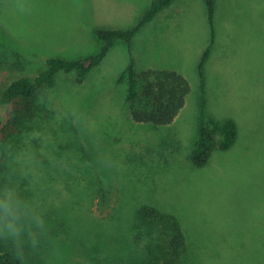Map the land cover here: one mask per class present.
<instances>
[{"label":"rangeland","instance_id":"rangeland-1","mask_svg":"<svg viewBox=\"0 0 264 264\" xmlns=\"http://www.w3.org/2000/svg\"><path fill=\"white\" fill-rule=\"evenodd\" d=\"M150 2L1 0L0 34L10 48L0 58V85L35 76L48 57L96 54L94 29L129 28ZM214 24L205 111L232 118L238 136L203 167L191 164L190 151L200 114L197 64L209 43L204 0H172L130 49L115 41L82 83L76 72H59L44 90L49 113L30 149L35 161L29 151L22 172L15 170L18 177L30 172L29 181L5 192L18 188L23 205L30 191L34 207L49 211V219L37 214L22 225L32 228L33 256L44 264H91L95 254L85 253L91 243H127L136 209L148 204L178 216L203 264H264V0H216ZM130 54L137 73L173 70L187 79L190 92L172 124L132 120L126 80L116 82ZM8 116L0 107V120ZM97 183L107 193L104 204L99 195L89 198L88 186Z\"/></svg>","mask_w":264,"mask_h":264},{"label":"trees","instance_id":"trees-1","mask_svg":"<svg viewBox=\"0 0 264 264\" xmlns=\"http://www.w3.org/2000/svg\"><path fill=\"white\" fill-rule=\"evenodd\" d=\"M171 2L172 0H151L136 23L129 28L94 29L93 33L100 43L96 54L74 59L48 57L44 68L35 76H21L7 85H0V107L9 110L8 118L0 120V264H44L41 258H36L30 252L34 245L27 241L31 237L29 232L32 228H22V225L30 219H38V215L49 219V211L39 212L34 207L35 200L29 196L30 191L29 193L25 191L23 205H21L22 201H18V198L23 197L16 193L18 188H14L16 191L12 196H5V192L13 189L17 180H21L22 184L29 181L26 175L30 177V172L24 177H18V173L22 172L20 166L27 162L25 153L30 151L31 160L35 161L30 149L35 150L38 146L41 137L35 132L43 128L49 113L47 109L49 103L44 99L46 98L43 95L44 90L54 85L59 72H76V82L82 83L90 70L105 58L115 41L125 42L130 49L131 41L138 31ZM204 6L210 27L209 43L197 64L200 81V114L196 137L190 151V162L198 168L206 165L214 151H227L232 148L238 136L237 124L232 118L215 119L205 111L204 66L216 38L214 24L216 0H204ZM9 48V40L5 41L0 34V58L8 55ZM124 80L127 83L125 97L132 120L138 124H149L154 127L172 124L184 107L185 98L190 92L187 79L176 71L146 69L137 73L131 54L127 67L116 82L119 84ZM16 169L17 174H15ZM88 190L91 191L89 193L91 203L98 195L101 204L108 200H106V191L99 187L98 183L95 186H88ZM16 230H20L19 233ZM124 241L127 243H98V245L91 243L84 252L87 256L95 254L96 257L93 258L96 261L91 264H203L204 262L196 258L193 253V244L189 241L178 216L163 212L153 205L144 204L136 209L133 223L125 232Z\"/></svg>","mask_w":264,"mask_h":264}]
</instances>
